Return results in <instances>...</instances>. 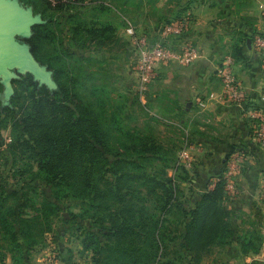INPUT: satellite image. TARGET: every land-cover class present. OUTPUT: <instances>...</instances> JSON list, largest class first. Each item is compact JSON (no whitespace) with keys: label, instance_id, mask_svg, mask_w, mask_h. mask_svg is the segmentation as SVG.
I'll list each match as a JSON object with an SVG mask.
<instances>
[{"label":"trees","instance_id":"16d2710c","mask_svg":"<svg viewBox=\"0 0 264 264\" xmlns=\"http://www.w3.org/2000/svg\"><path fill=\"white\" fill-rule=\"evenodd\" d=\"M118 2L123 7L127 4V0ZM46 3L62 14L57 20L63 35L59 55L84 58L93 48L118 39L106 0ZM44 29L46 20L34 26L28 40L37 59L41 40L55 38L53 30L45 34ZM254 34L251 26L242 33L245 45ZM244 48L235 44L234 55L242 61L246 59ZM24 80L29 83L28 92L15 90L12 97L0 93V117L14 111L20 103L16 97L22 99L24 110L14 120L19 135L8 146V158L0 170V263L8 252L14 264H26L35 248L46 244V233L55 232L59 217L65 227L76 226L82 250L92 253L94 264H175V260L199 264L215 247L229 243L234 215L224 204L223 179L198 193V199L182 200L175 185L190 181V176L152 178L143 172H126L127 165L136 168L147 155L157 152V140L138 144L134 135L124 132L130 135L132 145L125 150L117 147L111 127L91 102L69 94L60 84L51 89L31 74L14 81ZM112 122L118 133H123L114 119ZM257 150L254 146L251 154L246 152L252 155ZM138 177L152 197L141 199L142 203L132 195L134 187L141 185ZM67 200L78 202V210L71 209ZM261 245L262 237L256 230L241 240L244 253L258 252Z\"/></svg>","mask_w":264,"mask_h":264},{"label":"crops","instance_id":"0c3cea01","mask_svg":"<svg viewBox=\"0 0 264 264\" xmlns=\"http://www.w3.org/2000/svg\"><path fill=\"white\" fill-rule=\"evenodd\" d=\"M135 1L133 4L132 0H127L124 8L135 10L130 19L150 39L160 35L161 31L158 26H161L159 24L162 22L185 21L188 24L186 31L180 36L172 37L170 43L173 48L177 49L186 45L199 47L203 53V57L192 65L186 66L176 61H172V65L169 66L158 67L156 65V77L166 75V77H172L173 80L167 84L173 89L170 93L175 94L179 105L184 104L188 107L187 119L184 118L187 121L184 130L192 136L198 137L199 135L203 138L201 142L202 138L199 139L200 144L198 143L193 148L202 150V156L194 159L192 169L194 173L190 181L185 182L199 189L194 194L196 200L199 198L198 193L204 191L208 184L224 172L227 158L235 148H243L251 154L252 148L258 146L253 135L254 120L249 110L254 109L264 115L263 56H257L258 51L254 48V43L253 48L249 49L246 41L244 48L246 59L239 60L229 51L230 49L227 50L229 40L223 33L225 26H233L234 29L237 28L244 33L250 29L248 25L252 22L255 31L258 30L264 34V17L261 7L264 0ZM229 56L234 59V71L241 83L244 95L242 106L227 101L220 95L222 82L217 76V68ZM164 85L166 84L159 83L157 87L160 90ZM211 93L214 94L213 98L209 97ZM201 98L207 100L205 107L199 104ZM194 115L204 120L198 125L201 129L198 133L192 130V125L196 124ZM218 125L224 127L225 130L223 132L221 130L210 131L212 128H218ZM210 132L213 133L210 134ZM207 138L216 139L213 141L210 139L207 142ZM4 148L0 149L1 155L6 153ZM249 153L241 166L235 191L228 193L229 191L225 188L224 204L233 211L234 234L229 238L227 245L215 247V251L207 255L208 260H219L221 264L224 262L227 264H264V200L262 198L264 155L257 151L252 155ZM4 162H6L4 158H0V170ZM250 219L257 223L250 225L248 221ZM61 226L63 230H59L56 223L55 232L46 233V244L36 247L26 264H64L66 260H72L70 250L64 246L69 236L66 235L64 225L61 224ZM254 230L261 234V248L258 252L244 253L241 249V240L243 237L250 236ZM57 234L60 240L57 239ZM75 247L77 252L81 253L76 255L77 260H85L87 264H94L91 259L92 253L83 251L80 241ZM0 264H14L11 254L5 252L4 260Z\"/></svg>","mask_w":264,"mask_h":264},{"label":"rangeland","instance_id":"374dc122","mask_svg":"<svg viewBox=\"0 0 264 264\" xmlns=\"http://www.w3.org/2000/svg\"><path fill=\"white\" fill-rule=\"evenodd\" d=\"M19 1L25 7H32L34 13L41 14L43 22L45 20L47 21V29H44L45 34L50 32V30L54 31V41H50L48 39L41 40L40 48L36 52L38 59H36L39 62L41 61L40 63L45 65L48 69L52 70L53 78L57 85H62L63 88L69 92V94L76 95V97L78 96L77 98L82 99L87 103L91 102L95 106L96 112L102 115L105 119V123L111 127L113 144L117 147L124 146V150L126 149L125 146L132 145L130 135L126 136L124 132H129V134L134 135L133 138L134 140L137 139L136 142H138V144L139 141L142 140L152 144V138L159 142V145H156L158 147V153L155 152L154 155H147V158L143 161L141 160V163L136 168L132 165V167L127 165L126 172L133 171V173H139V175L143 172L145 175L152 178L153 176L159 178H174L177 175L192 177L194 173V170H192L194 159L202 156V150H196L193 148L198 143L200 144L203 138L198 134L199 138L197 136H192L191 134L187 135L185 132L184 127L185 123H187L185 119H187L188 107L184 104L179 105L176 101L175 94L170 93L173 89L169 88L167 84L173 80L172 77H166L167 75L156 77L157 73L155 69V74L152 80L147 85L142 86L139 77L140 70L137 64L138 56L136 54V50L124 32L129 22L133 23L130 18L134 15L135 10L133 8H127L126 10L123 6H119L118 0H106L112 11L108 14V16L116 24L115 33L118 39H114V43L106 45L105 47L102 45L97 47L98 49L93 48L92 51L86 54L84 58H68L65 55H59L60 42L63 35L59 30L57 20H60V16H62V14L51 10L48 7L46 0ZM89 1L91 2L94 0H87V2ZM96 1L98 2L100 0ZM262 16L264 17L263 11ZM104 17L108 18L105 14H102V18ZM247 20L250 21L249 18H247ZM133 24L136 29L141 32L136 24ZM165 24L166 22L159 24L161 25L158 26L160 27V31ZM34 26L32 27V33ZM248 26H252L254 28L252 22L251 25ZM224 31L225 32L223 34L225 35V38L229 40L227 43V50L230 49L229 51L233 55L235 54V44L239 45L240 43L242 46H246L244 37L237 28L234 29L233 26H225ZM257 34L264 35L256 30L253 38ZM151 39L154 41L163 40V36L160 33V35L158 34L156 37H151ZM20 40L28 43L29 38H20ZM163 41L168 47L173 48V45L170 43V39H164ZM92 53L94 55H92ZM259 55L263 56L264 60V54L262 52H258L257 56ZM169 65H172V61H159L157 64L158 67ZM14 80V92L11 97L14 95L15 90L24 92L26 89V92L29 91V83L26 80H24L23 83ZM0 83L2 86L0 93H5V87L1 81ZM159 83H165L166 85L159 90L157 87ZM16 98L18 99L16 103L22 102V99L19 97ZM20 103L15 105L13 112L9 111L7 115L3 114L5 116L2 115L0 117V149L5 147L4 149L7 152L8 146L13 144L15 137L19 135V128H14V120H18L21 117L20 115H22V112L24 113ZM199 116L201 117L200 114ZM195 117L196 116L194 115L193 118ZM112 119L115 120V124L116 122L118 123L119 130H122L123 133H118V129L116 130L117 125L113 124ZM202 121L204 120L202 118L198 119V116L195 118L194 122L196 124L192 125L193 132L198 133L201 130L198 125L199 123H202ZM211 124L216 127L215 124ZM213 130H221V132H223L225 128L218 125V128H212L210 131ZM141 133L144 134L143 138H141ZM212 133L213 132H210V134ZM199 139H201L200 142ZM210 139L213 141L216 138H207V142L210 141ZM185 149L190 151L192 156L191 166H186L180 158L181 151ZM235 149H241L246 152L245 149L240 147ZM262 149L263 148L260 149L258 147L257 152L264 155V149ZM0 153L2 152L0 151ZM245 155H248L247 152ZM230 156L231 153L227 160ZM0 158H8V155L4 152L2 155L0 154ZM27 158H29V162H33L30 157ZM111 177V180L114 181L115 177L113 174ZM138 182L139 184L141 183V185H139L138 188L134 187V191H132L133 197L141 201V203V199H152L148 192L147 185L143 184L144 181L140 180L138 177ZM185 182L186 181H179V184L175 185L177 194L182 200L185 198H189L188 200L190 201L195 200V198L193 199L191 196H194L199 189L197 190L193 185L186 184ZM211 186L212 185L208 184L205 190L212 188ZM47 192L50 193V189H47ZM66 202L71 209L75 211L78 210V202L74 200H67ZM136 216L138 215L136 214ZM136 216L134 219L135 222H137ZM60 220V218L56 219L57 227L59 226V230H63L61 226L63 223H61ZM248 221L252 226L257 223V221H253L251 219ZM75 227V225L72 228L64 226L66 235L69 236V239L64 246L70 250L72 258V260H66L64 264H87L85 260L79 261L76 258V255L81 253L77 252L75 246L82 237H79L80 232L76 231L77 229L75 230ZM57 239L60 240V236H58V234ZM214 251L215 250L213 249V252ZM207 257L208 256L206 255L204 260H202L199 264H221L219 263V260H208ZM183 262L184 260H175V264H184Z\"/></svg>","mask_w":264,"mask_h":264},{"label":"built area","instance_id":"2783aa9c","mask_svg":"<svg viewBox=\"0 0 264 264\" xmlns=\"http://www.w3.org/2000/svg\"><path fill=\"white\" fill-rule=\"evenodd\" d=\"M261 7L264 15V4H262ZM187 25L188 24L185 21L179 23L175 21L166 23L161 30L163 40L182 35L186 31ZM124 32L126 37L135 47L138 56L137 64L140 70L139 77L142 86L147 85L152 80L155 74L156 65L159 61H176L179 64L188 66L194 64L197 60L203 57L202 50L199 47L186 45L180 49L170 48L163 40H151L147 34L139 32L135 25L130 22L126 26ZM253 43L254 48L258 52L264 54V35H255ZM217 74L222 82L221 98L242 106L244 95L241 83L234 71L233 57H227L224 63L218 66ZM209 97L213 98L214 94L211 93ZM199 104L200 106L205 107L207 105V100L201 98ZM249 113L254 120L253 135L258 146L264 149V115L254 109L249 110ZM186 133L189 135L188 132ZM180 158L186 166H191L192 156L190 151L187 149L181 151ZM245 158L246 155L243 153V150L234 149L227 160L223 174L213 181L211 187L213 188L217 181L223 179L225 181L226 190L229 192L235 191L240 169ZM262 198L264 200V180L262 186Z\"/></svg>","mask_w":264,"mask_h":264},{"label":"water","instance_id":"95a60500","mask_svg":"<svg viewBox=\"0 0 264 264\" xmlns=\"http://www.w3.org/2000/svg\"><path fill=\"white\" fill-rule=\"evenodd\" d=\"M42 22L41 14L19 0H0V81L6 97L14 92L13 80L26 73L51 89L57 88L52 70L36 59L27 42L20 40L30 38L32 27ZM247 47L253 48L251 37L247 39Z\"/></svg>","mask_w":264,"mask_h":264}]
</instances>
